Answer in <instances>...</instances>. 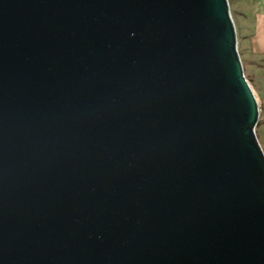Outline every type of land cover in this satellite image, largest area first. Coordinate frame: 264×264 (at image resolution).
Wrapping results in <instances>:
<instances>
[{
  "label": "water",
  "instance_id": "water-1",
  "mask_svg": "<svg viewBox=\"0 0 264 264\" xmlns=\"http://www.w3.org/2000/svg\"><path fill=\"white\" fill-rule=\"evenodd\" d=\"M259 120L229 0H0V264H264Z\"/></svg>",
  "mask_w": 264,
  "mask_h": 264
},
{
  "label": "rangeland",
  "instance_id": "rangeland-1",
  "mask_svg": "<svg viewBox=\"0 0 264 264\" xmlns=\"http://www.w3.org/2000/svg\"><path fill=\"white\" fill-rule=\"evenodd\" d=\"M230 3V9H231V13L237 28V34H238V43L240 44V48H241V57H245V53H244V49H243V41L245 39H243V37L245 35H248V33H250L248 30V21H250V19H248L247 17H250L251 14L249 12L246 11V9H251V7H249V1L248 0H229ZM250 11V10H249ZM243 13H245V17H243ZM239 46V45H238ZM239 48V49H240ZM244 64V69H245V74L247 79L249 80L255 94L256 97L258 99V103H259V107H260V120H259V124L257 127V135L259 138V141L262 145V148L264 149V105H263V100L261 98V96L264 98V67L260 68L258 66V68H253L250 69V66L245 62H243ZM257 67V65H256ZM254 72H258V76L257 83L255 82L254 78L252 77L251 73ZM261 90V91H260Z\"/></svg>",
  "mask_w": 264,
  "mask_h": 264
},
{
  "label": "crops",
  "instance_id": "crops-1",
  "mask_svg": "<svg viewBox=\"0 0 264 264\" xmlns=\"http://www.w3.org/2000/svg\"><path fill=\"white\" fill-rule=\"evenodd\" d=\"M249 7L251 9H246L247 12L251 14L248 21V30L250 33L243 41V49L245 50V63L250 66V69L264 67V0H248ZM245 14V13H243ZM244 17V15H243ZM257 65V67H256ZM255 82L258 85L259 80L257 79L258 72L251 73ZM258 80V82H257ZM261 91V90H260ZM263 102L264 98L261 96Z\"/></svg>",
  "mask_w": 264,
  "mask_h": 264
},
{
  "label": "trees",
  "instance_id": "trees-1",
  "mask_svg": "<svg viewBox=\"0 0 264 264\" xmlns=\"http://www.w3.org/2000/svg\"><path fill=\"white\" fill-rule=\"evenodd\" d=\"M244 15V17H245V14H243ZM250 35H245L244 37H243V39H246L247 37H249ZM238 45H239V48H240V44L238 43ZM239 52H240V54H242L241 52V48L239 49ZM242 58V61L243 62H245V60H244V58L243 57H241ZM263 105H264V103H263Z\"/></svg>",
  "mask_w": 264,
  "mask_h": 264
}]
</instances>
